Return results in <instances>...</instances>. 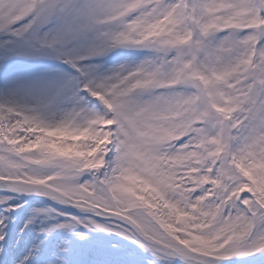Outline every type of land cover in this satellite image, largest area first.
<instances>
[{
    "label": "snow or ice",
    "instance_id": "snow-or-ice-1",
    "mask_svg": "<svg viewBox=\"0 0 264 264\" xmlns=\"http://www.w3.org/2000/svg\"><path fill=\"white\" fill-rule=\"evenodd\" d=\"M0 264H264V0H0Z\"/></svg>",
    "mask_w": 264,
    "mask_h": 264
}]
</instances>
